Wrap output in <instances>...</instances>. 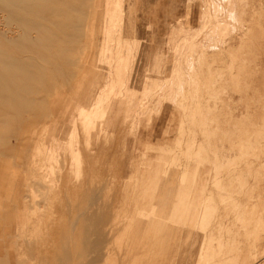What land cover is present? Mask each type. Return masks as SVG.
<instances>
[{"label":"rangeland","instance_id":"rangeland-1","mask_svg":"<svg viewBox=\"0 0 264 264\" xmlns=\"http://www.w3.org/2000/svg\"><path fill=\"white\" fill-rule=\"evenodd\" d=\"M53 1L29 0L30 14L49 37L32 31L31 40L40 37L42 49L11 53L29 62L30 77L12 71L14 103L0 98V264H199L200 252L208 256L212 250L202 248V230L189 221L202 204L203 184L213 188L221 165L229 195L221 200L214 193L224 239L216 251L237 252L235 264H263L264 222L257 228L256 221H264V0H136L131 13L142 27L141 42L157 48L137 56L135 64L154 75L161 65L162 82L174 56L167 38L180 20V87L173 91L170 81L162 104L143 100L137 109L144 92L138 84L130 91L133 103L124 104L115 126L101 133L100 149L84 169L78 163L80 147L87 148L82 95L99 52L112 45L103 38L122 33L130 18L128 0ZM3 21L0 12V43ZM154 26L157 38L150 32ZM173 99H180L179 109L169 103ZM180 135L194 139L199 165L167 156L160 185L150 181L147 210L131 194L132 206L118 203L116 216L108 217L111 189L116 198L126 182L130 188L138 182L133 160L147 146L153 156L162 147L175 150ZM186 145L181 140L180 149L188 152ZM238 173L247 176V185ZM179 194L185 203L178 204ZM88 197L94 199L86 202L93 207L92 222L98 223L93 231L103 230L109 241L96 259L87 257L83 243L94 234L75 219Z\"/></svg>","mask_w":264,"mask_h":264},{"label":"crops","instance_id":"crops-1","mask_svg":"<svg viewBox=\"0 0 264 264\" xmlns=\"http://www.w3.org/2000/svg\"><path fill=\"white\" fill-rule=\"evenodd\" d=\"M145 1V0H141ZM159 1V0H155ZM136 0H128L127 6H129L130 18L124 24V29L122 33L117 34L116 36H105V39H108L112 45L109 46V50L106 47H103L98 55V65L95 68L92 81L89 83L82 95V112L81 120L87 125L85 127V134L87 136V148L80 147L79 167H82V164L86 165L90 160L91 153H96L94 151L96 148H99L98 139L101 133H108L112 127L115 126V118L119 114L120 109L124 104L133 103L135 95H131L130 91L135 90L136 86L139 84L143 85V96L139 99L138 104L136 105L137 109L141 107L143 100L149 102H156L162 104L166 98V92L171 88L170 81H172V90L180 87V57H181V38L179 34L180 20L171 27L169 32V37L167 38V44H169L174 49L173 60L170 65L171 74L165 78L166 81L162 82L160 74L164 71L160 69L161 65H158L156 69V75L151 73L140 72L139 63L135 64V59L137 56L144 55L145 52L150 51V48H157L156 45L147 46L141 42L143 36L142 27L136 22L137 17L132 14L134 8L133 3ZM135 9V8H134ZM136 10V9H135ZM139 32V33H138ZM152 36L155 38L158 37L159 29L157 26H154L153 30L150 31ZM115 44V45H114ZM102 63L106 64L103 65ZM101 69V70H100ZM99 73V75H97ZM106 80V83L102 85V81ZM102 83V84H101ZM174 95V94H173ZM84 103H83V97ZM170 101V100H169ZM174 109L181 107L180 99H173L172 103L169 102ZM150 105V104H149ZM149 115V114H148ZM97 122H100L97 126ZM94 129H91V128ZM95 130V132H94ZM94 139V140H93ZM181 140L183 145L187 144L188 152L180 149ZM185 135L176 140L178 143V148L175 150L162 147L160 148V153L156 155H151L150 152L146 151L150 146H147L146 149L142 151L141 159H134L132 162V170L134 171L133 177L138 180L135 182L132 188L127 182L124 184L123 191L120 189L117 197L115 198L113 193V184L109 186L111 193L109 196L108 202L111 204L109 217L113 218L116 216V204L125 203L132 206L133 203H139L145 205L147 210L148 203L150 202L148 188L150 186V181L152 186H159V180L162 179L161 173L165 172V162L167 161L166 157L173 155V163H178L181 161V158L184 161H189V165L198 164L197 161V149H195V141L190 140V135L185 141ZM179 151V152H178ZM79 155V154H78ZM188 156V158H186ZM99 160V159H98ZM106 161H109L106 159ZM194 161L193 163H191ZM191 163V164H190ZM223 166H218L215 170V174L212 175L213 178V188L208 189L203 184L201 188L200 195L202 199L201 206L194 210L193 218L189 221V225L192 228L201 229L202 248L211 247V254L208 256H202V251L198 257L199 264H202L203 261L205 264H235L237 262V252H232L227 256H223L222 253H218L216 250L217 246L221 247L224 244V239L222 235L221 222L217 220V211L219 206L216 203L214 193L217 190L221 193V200L225 199L224 194L229 195V190H227L223 184L224 176L218 174L220 170L223 171ZM80 168V169H81ZM84 169V168H83ZM199 167L196 168L198 170ZM148 171V173H147ZM155 172V176L152 178V173ZM188 171V169L186 170ZM187 173L185 172L184 178H186ZM183 178V179H184ZM237 178L242 180V185H247V176L244 174H237ZM161 181V180H160ZM244 188V187H243ZM137 196V199H134V202L131 203L130 195ZM185 203V195L179 194L178 204ZM114 204V206H113ZM189 204V212L191 209V204ZM129 206V207H130ZM114 208V210H113ZM138 209V207H136ZM239 209V204L233 206V209ZM142 211V210H141ZM180 218H185L184 211H178ZM189 219V218H188ZM263 220L259 219L256 221V227L260 228L263 225ZM202 250V249H201ZM264 264V263H263Z\"/></svg>","mask_w":264,"mask_h":264},{"label":"bare ground","instance_id":"bare-ground-1","mask_svg":"<svg viewBox=\"0 0 264 264\" xmlns=\"http://www.w3.org/2000/svg\"><path fill=\"white\" fill-rule=\"evenodd\" d=\"M30 2L29 0H0V12L3 13V19H4L3 24L6 28L5 31L2 32L3 36L5 37V41H3V43H0V98L2 100H4V98L8 99V102L10 104H13L14 102L12 101L11 96L9 94H11L12 91L17 87H14L12 83L8 82L9 74H11V72L14 70L22 71L24 73L25 71H27V73H25V78L30 77L29 76L30 74L28 73L29 62H25L23 60L13 58L11 53L17 51L27 52L33 50V47L35 49L37 47L38 50L39 48L42 49L44 45L42 42H39L41 41L39 40L40 37L37 38L35 41L31 40L30 34L32 31L34 32L35 30H37L38 34L41 33L39 34V36L40 35L42 36V33L43 32L45 33V31H43L42 26L38 24L37 21L39 20H35L37 18L35 17L34 19L33 17L34 15L32 16V14H30L31 13L30 11L32 10ZM70 3L72 2L70 1ZM40 22L42 23V21ZM45 25L47 26V24ZM55 29L58 28L55 27ZM46 36H48V34ZM62 37L64 38V36ZM52 38L51 39L49 38L50 41L53 40ZM85 200L86 201L84 202V205L81 207L82 209L80 207L78 208V211L75 215L76 217L75 219L78 228L83 229L84 227L85 228L84 230H86V234H94L93 237H90L91 239L84 238L83 243H84V250L87 253L91 252L90 254L87 255V257L96 259L95 257H97L99 252L103 251V249L108 248L109 241L105 238V232L103 230L93 231L94 228L98 227L97 226L98 223L94 224V222H92V220L95 218L93 213V207L92 205L86 206V202L92 204V201L94 202V199L88 197ZM109 211L110 210H108V212ZM103 218L104 216L101 219L103 220ZM81 220H83V222H81ZM95 221H97V218L95 219ZM97 236L101 238H98Z\"/></svg>","mask_w":264,"mask_h":264}]
</instances>
